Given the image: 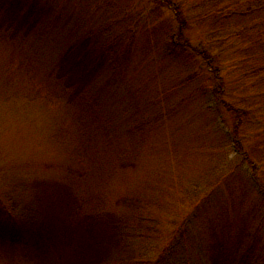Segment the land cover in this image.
<instances>
[{"label": "rangeland", "instance_id": "obj_1", "mask_svg": "<svg viewBox=\"0 0 264 264\" xmlns=\"http://www.w3.org/2000/svg\"><path fill=\"white\" fill-rule=\"evenodd\" d=\"M172 1L180 18L160 0H0V264H92L99 255V264H130L107 247L109 231L79 221L131 206L158 225L144 264H161L184 221L176 249L200 264H212L220 244L236 256L235 227L245 223L250 235L261 228L252 261L264 259V191L246 177L249 162L205 185L216 156L236 155L221 144L232 124L221 102L250 94L238 80L240 44L206 40L208 0ZM182 25L173 41L216 55L225 91L206 53L180 45L169 55L163 38ZM261 132H248L249 142Z\"/></svg>", "mask_w": 264, "mask_h": 264}, {"label": "trees", "instance_id": "obj_2", "mask_svg": "<svg viewBox=\"0 0 264 264\" xmlns=\"http://www.w3.org/2000/svg\"><path fill=\"white\" fill-rule=\"evenodd\" d=\"M160 1L172 6L176 15L180 18L182 10L177 3L172 0ZM206 6L207 10H210L209 14L205 17L206 12H200L202 19L209 21L206 40L218 45L219 49L232 36L234 37L233 43L240 44V57L238 56L240 68L238 72L242 78L238 80L244 82L241 85L250 94L249 96L221 102L224 110L232 118L231 129L226 133L223 131L221 144L226 147L230 142L237 146L236 152H234L236 155L231 160H229V153L220 154L218 159V156H216L217 162L214 167L216 175L209 179L211 181L210 184L205 185L213 190L219 186L225 177L230 175L226 171L229 167L231 168L230 172L233 173L236 169L242 168L245 163L249 162L251 172L246 177H249L254 182V190L260 193V188L264 191V140H252V142H249L248 132L262 130L260 135L264 139V0H208ZM202 7L205 9L204 5ZM183 23H187L186 20ZM183 29L184 26L182 25L177 33L167 31L166 36L163 38L164 42L172 43L169 48L170 56L175 55L176 46H191L189 42L173 41L176 38H183ZM251 30L253 32L247 33L246 39L236 43V38H241L243 34ZM192 49L201 52L197 46L192 47ZM205 51L201 53L204 55L206 53V60L209 63L208 74L211 75L212 71L215 72L214 74L219 78L218 87L220 91H225L226 85L224 78L222 79L223 75H221L222 66L218 63L219 61H215V64L213 63L216 55L210 54L207 56L208 54ZM223 165L227 167L224 170L222 169ZM260 211H262V219L264 218V210L260 209ZM148 212L143 207L137 209L134 206L121 209L120 211H88V214L80 219L79 224L82 226L87 225L90 230L99 228L109 231L113 237L106 241L107 247L109 249L119 247L124 250L119 261H126L130 264H144L141 258L142 253L149 246H152V240L158 227V225L154 226L155 220L149 216ZM249 220L252 221V219ZM185 222H183V227L181 224L177 228L178 230L182 227V231L178 230L177 235L173 237V245L170 246L171 240L169 246L164 247L158 253L161 264H200L197 256H193L188 252L183 254L176 249L177 245L186 239L187 225ZM235 228L240 229L238 233L240 240L236 246V249H238L237 255L232 257V253L227 252V244H220L219 246L222 249H218L214 255L212 264H264V259L261 256L258 259L256 258L257 256L255 257L257 259H255V263L252 261L254 253L259 248L262 249L260 247L261 228L257 227L254 232H251V235L247 232L248 223ZM239 246H241L243 251L242 254H238ZM105 257L106 259L110 258L109 256ZM99 259L105 258L99 255L98 259H92V264H99ZM76 264L79 263L77 262Z\"/></svg>", "mask_w": 264, "mask_h": 264}]
</instances>
